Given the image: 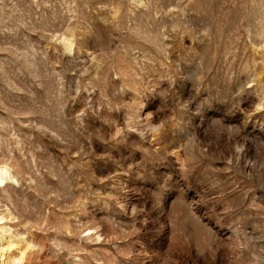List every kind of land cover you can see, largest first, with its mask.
Here are the masks:
<instances>
[{
    "label": "rangeland",
    "instance_id": "obj_1",
    "mask_svg": "<svg viewBox=\"0 0 264 264\" xmlns=\"http://www.w3.org/2000/svg\"><path fill=\"white\" fill-rule=\"evenodd\" d=\"M0 264H264V0H0Z\"/></svg>",
    "mask_w": 264,
    "mask_h": 264
}]
</instances>
